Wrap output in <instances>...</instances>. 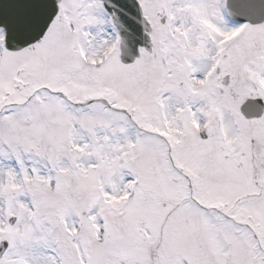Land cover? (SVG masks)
<instances>
[{"label": "snow or ice", "instance_id": "1", "mask_svg": "<svg viewBox=\"0 0 264 264\" xmlns=\"http://www.w3.org/2000/svg\"><path fill=\"white\" fill-rule=\"evenodd\" d=\"M252 2L0 0V264H264Z\"/></svg>", "mask_w": 264, "mask_h": 264}, {"label": "water", "instance_id": "2", "mask_svg": "<svg viewBox=\"0 0 264 264\" xmlns=\"http://www.w3.org/2000/svg\"><path fill=\"white\" fill-rule=\"evenodd\" d=\"M111 3L117 7L109 8L108 11L115 13V24L124 43L131 48H135L136 44H145L147 38L144 36L141 13L137 4L133 0H111ZM256 6L259 10L260 0H257ZM105 7H107V2ZM249 17L247 16V18Z\"/></svg>", "mask_w": 264, "mask_h": 264}, {"label": "rangeland", "instance_id": "3", "mask_svg": "<svg viewBox=\"0 0 264 264\" xmlns=\"http://www.w3.org/2000/svg\"><path fill=\"white\" fill-rule=\"evenodd\" d=\"M228 26H229V27H234V26H237V25H235V24H233V23H231V24L228 23ZM102 27L106 28L105 25L102 26ZM106 29H107L108 31H109V30L111 31V27H108V28H106Z\"/></svg>", "mask_w": 264, "mask_h": 264}]
</instances>
